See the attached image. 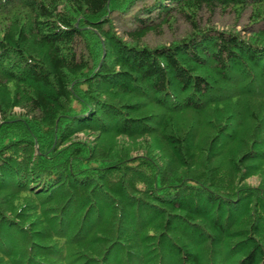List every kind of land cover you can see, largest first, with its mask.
I'll return each instance as SVG.
<instances>
[{"label": "trees", "instance_id": "obj_1", "mask_svg": "<svg viewBox=\"0 0 264 264\" xmlns=\"http://www.w3.org/2000/svg\"><path fill=\"white\" fill-rule=\"evenodd\" d=\"M0 264H264V0H0Z\"/></svg>", "mask_w": 264, "mask_h": 264}, {"label": "rangeland", "instance_id": "obj_2", "mask_svg": "<svg viewBox=\"0 0 264 264\" xmlns=\"http://www.w3.org/2000/svg\"><path fill=\"white\" fill-rule=\"evenodd\" d=\"M213 21L217 25V27H220L221 29H224V30L227 29L224 26H227V24L231 23L230 22L231 21L230 18L223 17V19H221V17L219 15L218 16L216 15V17H214V20ZM116 27H118V29H117L118 32L119 33H122V31H123L122 25L116 24ZM187 28H188V26L186 24L180 23L177 31L175 32L176 33L175 34L176 37H179L180 38V37L184 36ZM238 30H240V27H238ZM165 34H167V35L164 38H162L160 40H157L156 42L157 43H160V42L167 43V42H169V41H171L173 39V35H172L171 31L170 32L167 31V33H165ZM154 43L155 42H153V44ZM19 112H20L19 110L16 111V113H19ZM80 137H82V139H80V142L81 143L88 142L91 147H96V145L98 143L97 141H99V139H96L93 136L90 137V138H84L83 135H80ZM122 144H125V146L127 147V150H130L131 149V146L130 145H132V144L131 143H128V141H125L124 140ZM135 153H136V151L133 152V154H135ZM140 154L142 155L143 153L141 152ZM260 181L261 180H260L259 177H254V178L248 180L247 184L248 185H251L252 187H258L260 185Z\"/></svg>", "mask_w": 264, "mask_h": 264}]
</instances>
